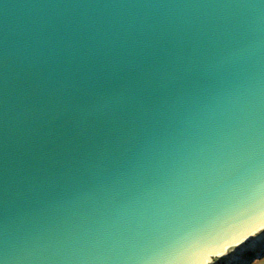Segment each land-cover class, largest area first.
Masks as SVG:
<instances>
[{
	"label": "water",
	"instance_id": "1",
	"mask_svg": "<svg viewBox=\"0 0 264 264\" xmlns=\"http://www.w3.org/2000/svg\"><path fill=\"white\" fill-rule=\"evenodd\" d=\"M263 254L264 0H0V264Z\"/></svg>",
	"mask_w": 264,
	"mask_h": 264
},
{
	"label": "crops",
	"instance_id": "2",
	"mask_svg": "<svg viewBox=\"0 0 264 264\" xmlns=\"http://www.w3.org/2000/svg\"><path fill=\"white\" fill-rule=\"evenodd\" d=\"M249 264H264V254L261 255L257 260L256 262L255 261H252L251 263Z\"/></svg>",
	"mask_w": 264,
	"mask_h": 264
},
{
	"label": "snow or ice",
	"instance_id": "3",
	"mask_svg": "<svg viewBox=\"0 0 264 264\" xmlns=\"http://www.w3.org/2000/svg\"><path fill=\"white\" fill-rule=\"evenodd\" d=\"M248 234H254V231L253 232H249ZM244 239H247V236H244ZM240 243H243V240H237L236 241V246H239ZM224 253L221 252L219 254H217L216 256H219V255H223ZM209 264H211V261L209 262Z\"/></svg>",
	"mask_w": 264,
	"mask_h": 264
},
{
	"label": "rangeland",
	"instance_id": "4",
	"mask_svg": "<svg viewBox=\"0 0 264 264\" xmlns=\"http://www.w3.org/2000/svg\"><path fill=\"white\" fill-rule=\"evenodd\" d=\"M257 259H255L254 261L256 262Z\"/></svg>",
	"mask_w": 264,
	"mask_h": 264
},
{
	"label": "bare ground",
	"instance_id": "5",
	"mask_svg": "<svg viewBox=\"0 0 264 264\" xmlns=\"http://www.w3.org/2000/svg\"><path fill=\"white\" fill-rule=\"evenodd\" d=\"M254 261V260H253Z\"/></svg>",
	"mask_w": 264,
	"mask_h": 264
}]
</instances>
